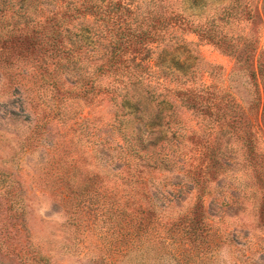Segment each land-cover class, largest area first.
Listing matches in <instances>:
<instances>
[{
	"label": "trees",
	"instance_id": "trees-1",
	"mask_svg": "<svg viewBox=\"0 0 264 264\" xmlns=\"http://www.w3.org/2000/svg\"><path fill=\"white\" fill-rule=\"evenodd\" d=\"M204 11L191 17L173 0H0V88L5 83L9 96L12 88L30 114L16 156L42 148L43 172L60 186L67 223L90 205L94 225L124 256L141 250L148 227L158 224L192 255L220 245L213 237L230 235L218 223L238 203L225 191L247 172L261 184L257 221L264 228V152L257 148L264 48L252 35L224 30L225 14ZM181 33L234 59L228 83L213 64L204 66L210 82L202 81L195 55L189 64L163 63ZM236 75L251 88H241ZM17 181L0 170V240L25 209L14 197Z\"/></svg>",
	"mask_w": 264,
	"mask_h": 264
},
{
	"label": "rangeland",
	"instance_id": "rangeland-1",
	"mask_svg": "<svg viewBox=\"0 0 264 264\" xmlns=\"http://www.w3.org/2000/svg\"><path fill=\"white\" fill-rule=\"evenodd\" d=\"M173 4L175 8L186 9L191 17L202 9L210 17L225 14L219 22L224 30L238 36L252 35L258 39L259 48H264V0H173ZM181 34L183 39L161 55L163 63L186 61L189 64L195 55L200 59L202 81L210 82L204 66L213 64L219 66L213 69L219 80L228 83L234 59L213 44L198 41L192 33ZM154 62L155 58L151 64ZM234 78L241 88H251L245 76ZM10 92L9 96L4 83L0 88V170L18 179L13 193L25 209L17 221L12 219L8 237L0 240V264H16L13 259L2 257L5 251L13 255L20 253L25 261L35 255L50 258L49 264H98L99 260L104 261L102 264H264V228L257 221L261 184L250 172L232 178L233 186L225 191L226 199H238L237 205L228 207L218 223L224 234L230 236L224 241L213 237L220 245L211 242L197 255L187 253V248L173 241L159 224L148 227L141 250L132 247L125 256L114 252L105 228L94 225L95 213L90 205L78 213L77 223H67L70 215L58 202L60 186H50L47 181L50 176L43 172L48 169L45 160L48 155L41 148L31 156H16L20 135L27 133L30 114L12 88ZM239 92L244 99L254 98L252 94H243L241 89ZM257 148L264 152V132H259ZM254 190L259 196L254 197Z\"/></svg>",
	"mask_w": 264,
	"mask_h": 264
}]
</instances>
